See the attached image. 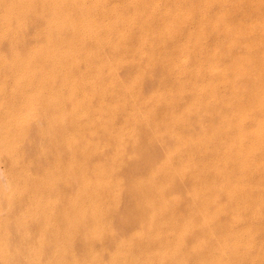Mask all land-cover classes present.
I'll return each mask as SVG.
<instances>
[{
    "label": "rangeland",
    "instance_id": "1",
    "mask_svg": "<svg viewBox=\"0 0 264 264\" xmlns=\"http://www.w3.org/2000/svg\"><path fill=\"white\" fill-rule=\"evenodd\" d=\"M40 1L0 0V264H264V0Z\"/></svg>",
    "mask_w": 264,
    "mask_h": 264
},
{
    "label": "bare ground",
    "instance_id": "2",
    "mask_svg": "<svg viewBox=\"0 0 264 264\" xmlns=\"http://www.w3.org/2000/svg\"><path fill=\"white\" fill-rule=\"evenodd\" d=\"M6 2H7V0H5ZM9 1V0H8ZM43 1V0H42ZM42 1H40V2H42ZM54 1H56V0H54ZM94 1V0H93ZM105 1V0H104ZM171 1V0H170ZM210 1V0H209ZM208 1V2H209ZM31 2V1H30ZM38 2V1H37ZM36 2V3H37ZM49 2V1H48ZM52 2V1H51ZM63 2V1H62ZM79 2V1H78ZM174 2V1H173ZM212 2V1H211ZM8 3V2H7ZM90 3V2H89ZM97 3V2H96ZM103 3V2H102ZM110 3V2H109ZM168 3V2H167ZM170 3V2H169ZM250 3V2H249ZM16 4V3H15ZM42 4V3H41ZM54 4H56V3H54ZM82 4V3H81ZM177 4V3H176ZM220 4H221V2H220ZM227 4H229V3H227ZM237 4V3H236ZM254 4V3H253ZM257 4V3H256ZM27 5V4H26ZM51 5V4H50ZM157 5V4H156ZM165 5V4H164ZM168 5V4H167ZM208 5V4H207ZM206 5V6H207ZM18 6V5H17ZM39 6V5H38ZM41 6V5H40ZM43 6V5H42ZM52 6V5H51ZM54 6H56V5H54ZM77 6V5H76ZM110 6V5H109ZM138 6V5H137ZM172 6V5H171ZM243 6V5H242ZM16 7V6H15ZM53 7V6H52ZM57 7V6H56ZM82 7V6H81ZM111 7H112V5H111ZM133 7V6H132ZM157 7V6H156ZM163 7H165V6H163ZM264 7V6H263ZM26 8V7H25ZM77 8H78V6H77ZM86 8H87V6H86ZM114 8V7H113ZM3 9V8H2ZM7 9V8H6ZM27 9V8H26ZM62 9V8H61ZM83 9V8H82ZM95 9H96V7H95ZM111 9V8H110ZM175 9V8H174ZM185 9V8H184ZM1 10V9H0ZM52 10V9H51ZM86 10V9H85ZM127 10V9H126ZM125 10V11H126ZM151 10V9H150ZM162 10H164V9H162ZM3 11H4V9H3ZM24 11V10H23ZM26 11V10H25ZM38 11H39V9H38ZM61 11V10H60ZM80 11V10H79ZM165 11V10H164ZM1 12V11H0ZM5 12V11H4ZM57 12V11H56ZM61 12H63V11H61ZM156 12V11H155ZM250 12V11H249ZM12 13V12H11ZM17 13H19V11H17ZM33 13V12H32ZM246 13V12H245ZM30 14H31V12H30ZM36 14V13H35ZM127 14V13H126ZM174 14V13H173ZM26 15V14H25ZM72 15V14H71ZM85 15V14H84ZM83 15V16H84ZM144 15V14H143ZM19 16V15H18ZM101 16V15H100ZM202 16V15H201ZM254 16V15H253ZM91 17V16H90ZM121 17V16H120ZM127 17V16H126ZM154 17V16H153ZM12 18V17H11ZM46 18V17H45ZM125 18V17H124ZM145 18V17H144ZM250 18V17H249ZM15 19V18H14ZM30 19H32L33 20V18H30ZM37 19V18H36ZM42 19V18H41ZM126 19V18H125ZM185 17H182V18H179L178 20L177 19H174V17H173V19L170 21V22H177V21H179V23H183L184 21H185ZM3 20H4V18H3ZM22 20V19H21ZM50 20V19H49ZM141 20V19H140ZM222 20H224V15H222L220 18H219V21H222ZM20 21V20H19ZM40 21V20H39ZM48 21V20H47ZM86 21H87V19H86ZM124 21V20H123ZM139 21V20H138ZM195 21V20H194ZM201 21V20H200ZM2 22V21H1ZM7 22V21H6ZM14 22V21H13ZM42 22V21H41ZM111 22V21H110ZM122 22V21H121ZM3 23V22H2ZM11 24H12V22H10ZM15 23V22H14ZM18 23V22H17ZM28 23V22H27ZM31 23H32V21H31ZM35 23V22H34ZM33 23V24H34ZM39 23V22H38ZM43 23H44V20H43ZM56 23H57V20H56ZM107 23V22H106ZM145 23V22H144ZM161 23H162V21H161ZM214 23V22H213ZM3 24H5V27H6V23H3ZM2 24V25H3ZM26 24V23H25ZM36 24V23H35ZM40 24V23H39ZM42 24V23H41ZM163 24V23H162ZM224 24H225V22H224ZM223 24V25H224ZM13 25V24H12ZM28 25V24H27ZM30 25V24H29ZM53 25V24H52ZM108 25H109V23H108ZM178 25V24H177ZM196 25V24H195ZM210 25H211V23H210ZM225 25H227V24H225ZM246 25V24H245ZM259 25V24H258ZM263 25V24H262ZM11 26V25H10ZM9 26V27H10ZM19 26V25H18ZM17 26V27H18ZM22 27H24L23 26V23H22V25H21ZM32 26V25H31ZM30 26V27H31ZM44 26V25H43ZM57 26V25H56ZM179 26V25H178ZM193 26V25H192ZM220 26V25H219ZM1 27V26H0ZM29 27V26H28ZM150 27V26H149ZM160 27V26H159ZM14 28H16L15 26H14ZM19 28V27H18ZM46 29V28H45ZM74 29V28H73ZM194 29V28H193ZM199 29V28H198ZM251 29V28H250ZM7 30V29H6ZM32 30H34V28L32 29ZM31 30V31H32ZM43 30V29H42ZM50 30V29H49ZM71 30V29H70ZM104 30V29H103ZM129 30H131V29H129ZM225 30V29H224ZM262 30V29H261ZM93 31V30H92ZM196 31V30H195ZM14 32L16 33V31H13V34H14ZM19 32V31H18ZM22 32V31H21ZM86 32H88V31H86ZM141 32V31H140ZM152 32V31H151ZM159 32V31H158ZM198 32V31H197ZM196 32V33H197ZM220 32V31H219ZM20 33V32H19ZM24 33H25V30H24ZM30 33V32H29ZM36 33V32H35ZM180 33V32H179ZM184 33V32H183ZM224 33V32H223ZM257 33V32H256ZM18 34V33H17ZM17 34H15V36L17 35ZM21 34V33H20ZM23 34V33H22ZM40 34V33H39ZM118 34V33H117ZM2 35V34H1ZM26 35V34H25ZM25 35H23V36H25ZM28 35V34H27ZM54 35H56V34H54ZM65 35H66V33H65ZM94 35H96V34H94ZM177 35V34H176ZM180 35V34H179ZM189 35V34H188ZM260 35V34H259ZM29 36V35H28ZM27 36V37H28ZM117 36V35H116ZM21 37V36H20ZM125 37V36H124ZM177 37V36H176ZM175 37V38H176ZM202 37V36H201ZM222 37V36H221ZM259 37V36H258ZM257 37V38H258ZM17 38V37H16ZM69 38H70V36H69ZM184 38H185V36H184ZM187 38V37H186ZM229 38V37H228ZM32 39V38H31ZM74 39V38H73ZM215 39V38H214ZM6 40V39H5ZM82 40V39H81ZM178 40V39H177ZM213 40V39H212ZM246 40H248V39H246ZM38 41V40H37ZM59 41V40H58ZM124 41V40H123ZM176 41V40H175ZM251 41V40H250ZM29 42H30V40H29ZM76 42V41H75ZM224 42V41H223ZM262 42V41H261ZM31 43V42H30ZM39 43V42H38ZM64 43V42H63ZM225 43V42H224ZM25 44H26V42H25ZM101 44V43H100ZM115 44V43H114ZM139 44V43H138ZM147 44V43H146ZM197 44V43H196ZM205 44H206V42H205ZM8 45V44H7ZM10 45V44H9ZM87 45V44H86ZM116 45V44H115ZM136 45V44H135ZM172 45V44H171ZM170 45V46H171ZM220 45V44H219ZM258 45V44H257ZM5 46H6V44H5ZM30 46V45H29ZM95 46V45H94ZM100 46V45H99ZM167 46V45H166ZM184 46V45H183ZM9 47V46H8ZM27 47V46H26ZM34 47V46H33ZM96 47V46H95ZM240 47V46H239ZM5 48V47H4ZM18 48V47H17ZM19 48H20V46H19ZM56 48H58V47H56ZM120 48V47H119ZM185 48V47H184ZM243 48V47H242ZM41 49V48H40ZM97 49V48H96ZM103 49V48H102ZM11 50V49H10ZM19 50V49H18ZM27 50V49H26ZM219 50V49H218ZM234 50H236V49H234ZM28 51V50H27ZM53 51V50H52ZM73 51V50H72ZM129 51V50H128ZM178 51V50H177ZM204 51V50H203ZM238 51H239V49H238ZM243 52V51H242ZM97 53V52H96ZM99 53V52H98ZM105 53V52H104ZM121 53V52H120ZM143 53V52H142ZM174 53V52H173ZM178 53V52H177ZM188 53V52H187ZM3 54V53H2ZM22 54H23V50H22ZM28 54V53H27ZM30 54V53H29ZM29 54H28V56H29ZM37 54H39V53H37ZM23 55H25V54H23ZM150 55V54H149ZM166 55H168V54H166ZM245 55V54H244ZM256 55V54H255ZM255 55H253V57L255 56ZM5 56V55H4ZM12 56V55H11ZM35 56V55H34ZM54 56V55H53ZM201 56V55H200ZM67 57V56H66ZM108 57V56H107ZM4 58V57H3ZM117 58V57H116ZM150 59H151V57H150ZM161 59V58H160ZM203 59V58H202ZM247 59V58H246ZM26 60V59H25ZM60 60H62V59H60ZM85 60V59H84ZM114 60H115V58H114ZM233 60V59H232ZM238 60V59H237ZM26 61H28V59L26 60ZM33 61V60H32ZM48 61V60H47ZM106 61V60H105ZM197 61V60H196ZM50 62V61H49ZM86 62V61H85ZM91 62V61H90ZM95 62V61H94ZM153 62V61H152ZM177 62V61H176ZM190 62V61H189ZM194 62V61H193ZM229 62H231V61H229ZM245 62V61H244ZM62 63V62H61ZM163 63V62H162ZM167 63V62H166ZM86 64V63H85ZM184 64V63H183ZM190 64V63H189ZM196 64H198V63H196ZM50 65V64H49ZM61 65V64H60ZM107 65V64H106ZM144 65H145V63H144ZM9 66V65H8ZM30 67H28L27 69H30L32 66L31 65H29ZM164 66V65H163ZM178 66V65H177ZM185 66V65H184ZM4 67V66H3ZM86 67V66H85ZM84 67V68H85ZM171 67V66H170ZM76 68V67H75ZM82 68V67H81ZM33 69V68H32ZM164 69V68H163ZM169 69V68H168ZM201 69V68H200ZM182 70V69H181ZM208 70V69H207ZM217 70V69H216ZM16 71V70H15ZM90 71H91V69H90ZM222 71V70H221ZM263 71V70H262ZM135 72V71H134ZM164 72V71H163ZM198 72H200V71H198ZM207 72V71H206ZM231 72V71H230ZM118 73V72H117ZM191 74V73H190ZM217 74V73H216ZM258 74V73H257ZM261 74V73H260ZM89 75V74H88ZM262 75V74H261ZM32 76V75H31ZM89 77V76H88ZM87 77V78H88ZM113 77V76H112ZM156 77V76H155ZM166 77V76H165ZM165 77H164V80H165ZM117 78V77H116ZM240 78V77H239ZM168 79V78H167ZM256 79V78H255ZM191 80V79H190ZM195 80V79H194ZM123 81V80H122ZM79 82V81H78ZM165 82V81H164ZM192 82H194V81H192ZM235 82V81H234ZM46 83V82H45ZM185 83V82H184ZM198 83V82H197ZM64 84V83H63ZM67 84V83H66ZM118 84V83H117ZM137 84V83H136ZM159 85V84H158ZM64 86V85H63ZM72 87V86H71ZM154 87H156V85H154ZM167 87V86H166ZM209 87V86H208ZM228 87V86H227ZM61 88V87H60ZM68 88V87H67ZM98 88H99V86H98ZM114 88V87H113ZM150 88V87H149ZM163 88V87H162ZM215 88V87H214ZM212 89V88H211ZM67 90V89H66ZM81 90V89H80ZM165 91V90H164ZM261 91L262 92H264V86H262V89H261ZM130 92V91H129ZM200 92V91H199ZM136 93V92H135ZM187 93V92H186ZM203 93V92H202ZM170 94H172V93H170ZM205 94V93H204ZM200 95V94H199ZM239 95V94H238ZM101 96V95H100ZM129 96H130V93H129ZM118 98V97H117ZM83 100L82 101H79V108L81 109V111L83 110V108H84V101H86V100H88L89 99V96L87 95V94H84V96H83V98H82ZM154 99V98H153ZM171 99V98H170ZM235 99H236V97H235ZM157 100V99H156ZM122 101H123V99H122ZM169 101V100H168ZM114 102V101H113ZM126 102V101H125ZM132 102V101H131ZM178 102V101H177ZM263 102L264 101H257V102H254L253 103V107L254 108H256V107H261L262 105H263ZM159 103V102H158ZM33 104V103H32ZM234 104V103H233ZM232 104V105H233ZM77 105V104H76ZM126 105V104H125ZM137 105V104H136ZM114 106V105H113ZM74 107H75V105H74ZM73 107V108H74ZM78 107V106H77ZM133 107V106H132ZM135 107V106H134ZM151 107V106H150ZM156 107V106H155ZM161 107V106H160ZM166 107H168V106H166ZM72 108V109H73ZM121 108V107H120ZM262 108V107H261ZM75 109V108H74ZM180 110V109H179ZM236 110V109H235ZM250 110V109H249ZM76 111H77V109H76ZM140 111V110H139ZM165 111V110H164ZM125 112V111H124ZM129 112V111H128ZM183 112V111H182ZM72 113H73V111H72ZM160 113V112H159ZM87 114V113H86ZM137 114V113H136ZM143 116V115H142ZM241 117V116H240ZM123 118V117H122ZM227 118V117H226ZM241 118H243V117H241ZM240 118V119H241ZM141 119V118H140ZM76 120V119H75ZM229 120V119H228ZM160 121V120H159ZM209 121H210V119H209ZM224 121V120H223ZM252 122V121H251ZM123 123V122H122ZM260 124V123H259ZM113 127V126H112ZM253 129V128H252ZM212 130V129H211ZM209 131V130H208ZM264 131V130H263ZM32 133H33V131H31ZM252 132V131H251ZM30 133V132H29ZM37 133V132H36ZM171 133V132H170ZM207 133V132H206ZM23 134V133H22ZM31 134V133H30ZM132 134V133H131ZM151 134V133H150ZM157 134V133H156ZM262 134H263V132H262ZM141 135V134H140ZM155 135V134H154ZM220 135V134H219ZM17 136H19V135H17ZM29 136V135H28ZM216 138V137H215ZM251 138V137H250ZM223 139V138H222ZM245 140V139H244ZM157 141V140H156ZM152 143H153V141H152ZM200 143V142H199ZM142 146H144V145H142ZM207 146V145H206ZM244 146V145H243ZM137 147V146H136ZM171 147V146H170ZM30 148H31V146H30ZM29 148V149H30ZM117 148V147H116ZM35 150V149H34ZM156 150V149H155ZM63 151V150H62ZM201 152V151H200ZM246 152V151H245ZM79 156V155H78ZM77 156V157H78ZM203 156V155H202ZM234 156V155H233ZM75 157V156H74ZM217 157V156H216ZM188 158V157H187ZM225 158V157H224ZM181 161V160H180ZM231 161V160H230ZM257 162V161H256ZM64 163V162H63ZM187 164H189V163H187ZM59 165V164H58ZM68 166V165H67ZM204 166V165H203ZM62 167V166H61ZM144 168H145V165L143 166ZM182 167H183V165H182ZM149 168V167H148ZM256 169V168H255ZM130 170V169H129ZM198 172V171H197ZM196 172V173H197ZM232 172V171H231ZM239 173V172H238ZM240 174H241V172H240ZM234 175V174H233ZM237 176V175H236ZM228 177V176H227ZM221 178V177H220ZM133 179V178H132ZM223 179V178H222ZM239 180V179H238ZM127 181V180H126ZM129 181V180H128ZM251 181V180H250ZM107 182V181H106ZM130 182V181H129ZM165 183V182H164ZM168 183V182H167ZM86 184H87V182H86ZM159 185V184H158ZM157 185V186H158ZM221 185V184H220ZM248 185H250V184H248ZM252 185V184H251ZM79 186V185H78ZM88 186V185H87ZM147 187V186H146ZM93 188V187H92ZM149 190H150V188H148ZM221 189V188H220ZM78 190V189H77ZM239 190V189H238ZM226 191V190H225ZM150 192H152V191H150ZM229 192V191H228ZM127 193V192H126ZM185 193V192H184ZM123 194V193H122ZM132 194V193H131ZM209 194V193H208ZM235 198H237V197H235ZM244 198V197H243ZM261 199V198H260ZM161 203V202H160ZM251 204H253V203H251ZM129 205V204H128ZM163 205V204H162ZM239 206V205H238ZM163 208V207H162ZM166 208V207H165ZM187 208V207H186ZM253 209V208H252ZM264 209V208H263ZM101 210V209H100ZM206 210H208V209H206ZM222 210V209H221ZM228 210V209H227ZM209 211H210V209H209ZM168 212V211H167ZM186 213V212H185ZM232 213V212H231ZM194 215V214H193ZM196 215V214H195ZM200 216V215H199ZM201 216H202V214H201ZM203 216H204V214H203ZM236 216H234V218H235ZM135 218V217H134ZM252 218V217H251ZM122 224V223H121ZM255 224V223H254ZM256 225V224H255ZM127 227V226H126ZM213 227V226H212ZM242 227V226H241ZM213 229V228H212ZM244 229H245V227H244ZM239 230V229H238ZM164 231V230H163ZM247 231V230H246ZM253 234V233H252ZM81 236V235H80ZM208 236V235H207ZM15 237V236H14ZM155 237V236H154ZM192 237V236H191ZM195 238V237H194ZM241 239V238H240ZM244 239V238H243ZM212 240H214V238L212 239ZM31 241V240H30ZM173 241V240H172ZM177 241V240H176ZM241 241V240H240ZM250 241V240H249ZM42 243V242H41ZM51 243H52V241H51ZM214 243V242H213ZM183 244V243H182ZM185 246V245H184ZM213 246V245H212ZM86 248V247H85ZM244 248V247H243ZM247 248V247H246ZM257 251V250H256ZM31 253V252H30ZM47 253H49V252H47ZM244 253V252H243ZM250 253V252H249ZM32 254V253H31ZM33 255V254H32ZM50 256V255H49ZM58 256V255H57ZM238 256V255H237ZM248 256V255H247ZM59 257V256H58ZM174 257V256H173ZM54 258V257H53ZM53 258H52V260H53ZM57 258V257H56ZM241 258V257H240ZM10 260V263H11V259H9ZM8 260V261H9ZM15 260V259H14ZM23 260V259H22ZM43 260H44V258H43ZM258 261V260H257ZM7 262V261H6ZM16 262V261H15ZM24 262H26V261H24ZM190 262H191V260H190ZM13 263V262H12ZM35 263V262H34ZM172 263V262H171ZM2 264V263H1Z\"/></svg>",
    "mask_w": 264,
    "mask_h": 264
}]
</instances>
